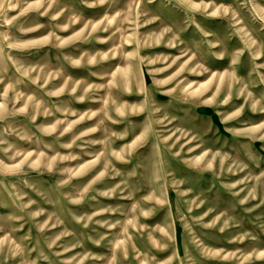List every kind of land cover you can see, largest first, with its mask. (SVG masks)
<instances>
[{
  "label": "rangeland",
  "instance_id": "1",
  "mask_svg": "<svg viewBox=\"0 0 264 264\" xmlns=\"http://www.w3.org/2000/svg\"><path fill=\"white\" fill-rule=\"evenodd\" d=\"M0 264H264V0H0Z\"/></svg>",
  "mask_w": 264,
  "mask_h": 264
}]
</instances>
